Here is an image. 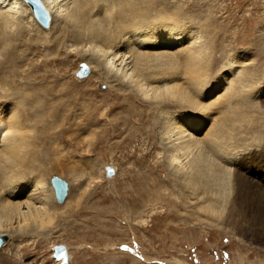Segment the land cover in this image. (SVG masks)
Instances as JSON below:
<instances>
[{"label": "bare ground", "instance_id": "1", "mask_svg": "<svg viewBox=\"0 0 264 264\" xmlns=\"http://www.w3.org/2000/svg\"><path fill=\"white\" fill-rule=\"evenodd\" d=\"M37 1L49 14L42 26L47 30L25 26L21 15L30 13L27 8L19 12L16 3L22 0H0V234L46 241L60 228L66 240L101 241L96 237L104 219L113 221L123 212L117 199L126 205V218L142 216L160 201L168 207L162 219L178 220L181 203L171 197L176 192L181 199L186 193L202 195L196 199L203 212L198 217L217 221L222 231L261 248L264 71L245 66L237 73L215 72L220 62L227 67L245 60L241 54H226L229 43H242L245 37L225 32L229 16L218 22L210 10L193 24L180 8L163 7L154 17L162 0ZM260 20L255 17L252 26L263 25ZM242 21L244 28L247 22ZM42 41L53 58L32 64L24 75L17 73ZM68 43L74 49L88 46L85 60L99 72L95 79L109 86V98L90 86L93 76L83 84L66 77L64 63L73 54L60 49ZM49 65L61 66L58 74L47 71ZM107 148L132 161L124 182L112 191L115 197L98 193L84 198L81 179L98 177L96 155ZM158 148L162 160L151 164ZM80 152L78 160L69 157ZM164 171L167 181L160 178ZM55 173L69 182L61 202L50 184ZM110 228L115 234L113 224ZM136 228L130 227L134 234ZM0 264L20 263L0 252Z\"/></svg>", "mask_w": 264, "mask_h": 264}, {"label": "rangeland", "instance_id": "2", "mask_svg": "<svg viewBox=\"0 0 264 264\" xmlns=\"http://www.w3.org/2000/svg\"><path fill=\"white\" fill-rule=\"evenodd\" d=\"M22 1L23 2L20 4L16 3L17 6L21 5L18 6L21 8H18L19 12L27 8L30 13L27 14L26 11L21 15L24 18L23 21L25 22V26L28 27L29 24H32L33 26H38L47 30L49 26L45 28L42 27L37 21V18H35L29 1ZM161 2L162 3H159L157 8L154 9L155 11H152L154 17L158 16L156 11H161L163 7L170 10L180 8L186 18L194 24L200 22L203 16L208 15L207 13H209L210 10H214V19L218 18V22L223 21L222 18L227 17V15L229 16L228 25H225L224 28L227 34L232 33L231 31L243 33V37H245L242 43H229L228 45L226 42H221V45H228L226 51L227 56L233 57L234 54H241L240 56L244 55V62L241 65L229 63L227 67L220 62L216 65L215 72L229 69L237 73L245 66L251 67L257 71H264V61L262 64L256 62L259 57H264V0H206L200 3H196L194 0H162ZM191 6L192 8H190ZM219 7L224 8L226 12L224 11L225 13L221 14L218 10L222 8ZM255 17L260 18V22H263L261 23L263 25L256 27L252 26V21ZM241 18L246 19L247 22L244 28L242 27L244 23L243 21L241 22ZM25 37L23 41L28 39V36ZM45 37L48 38L49 35ZM39 46L41 48L33 55H28V59L24 65L16 68L17 73L24 75L32 64L40 63L45 58H53V54H49L45 49L48 46L46 43L42 41ZM24 48L25 47L19 48L17 54L24 50ZM87 49V45L83 47L77 46L76 49H74V46H70L69 43L61 47L60 53L73 54L68 57L69 62L64 63L67 73L65 75L68 79L82 84L85 83L90 76H93L91 77L90 86H93L94 90L100 95L109 98V86L95 79V73L99 75V72H97L92 64H88L85 60V57L89 56V51ZM75 51L80 52L81 54L79 55H81V57H79L77 53L75 54ZM221 53L222 52L219 53L220 57ZM219 55H217V57H219ZM128 61L129 60H126L127 63ZM116 65H118V63H116ZM59 67L61 66L49 65L47 71L51 74H58ZM113 70L115 71L116 69ZM1 76L8 77V75L5 74ZM18 80L21 81L22 79L19 77ZM75 113L79 114V111L77 110ZM68 143L69 142H67V144ZM159 152V148L152 151V155L149 158L151 164H156L158 161L162 160L159 159L160 156L157 155ZM72 155L74 156L69 155L71 159L75 158L78 160L83 154L80 152L79 154L76 153ZM97 155L96 157L100 164L98 177L95 178L96 180H89L86 176L81 179L83 183L82 189L86 191L84 198L89 195L96 196L98 193L110 194L112 197H115L112 191L118 187L119 183L124 182L122 176L123 172L125 168H130L132 161L123 157V155L114 148H107ZM85 157L88 160L93 159V156L90 155ZM53 176L63 179L67 183L68 190L69 182L64 175L61 174L60 176L55 173ZM72 178L75 179L73 176ZM160 178L167 181L168 178L165 171L160 175ZM161 192L167 194L169 192L168 187L167 191L165 187L161 188ZM185 196V199H181L176 192L171 195L172 200L181 203V207L178 210V220L173 217L162 219L161 216L168 210V207L166 203L160 201L154 202L153 206H149L142 216L126 218L127 216L124 211L126 205H124L123 202H119L117 199L118 208L120 207V212L121 209L123 212L113 221L104 219L103 225L105 227L102 228L101 235L99 233V236L96 237L98 240L101 238V241L88 240L85 237H83V239H76L72 236H69L70 238L68 237L66 240L65 237H63V232L59 231L60 228L57 229L58 231L55 230L54 233L47 236L46 241H43V238L39 237L21 238L16 237L17 235L9 236L8 234L1 233L0 236L2 234L5 236L2 235L4 239L0 243V252L11 253L20 264H264V235L262 236V234H264V220L261 221V225L260 227L258 226L257 229V232L261 231L259 236H261V238L263 237L260 248L254 241L239 234L234 235L222 231V226L217 221L208 220L202 216L203 212L199 210L200 204L196 202V199L200 200L202 195H198L195 198L189 193H186ZM66 198L67 197H65V200ZM196 213L202 215L198 217ZM83 224H85V222H83ZM112 224L114 226L112 229L115 231V234H113L110 228ZM12 226H15V224ZM131 226H133V228L138 227L135 229V234L131 231ZM6 228L7 230L12 229L9 226ZM252 231L257 233L253 228ZM56 245H61L64 248L66 254V260L64 262L55 256L53 247ZM24 250V256L20 258V251L23 253Z\"/></svg>", "mask_w": 264, "mask_h": 264}, {"label": "water", "instance_id": "3", "mask_svg": "<svg viewBox=\"0 0 264 264\" xmlns=\"http://www.w3.org/2000/svg\"><path fill=\"white\" fill-rule=\"evenodd\" d=\"M32 10L34 11V14L37 18V20L42 24V26H45L48 21V15L46 11L41 7V5L38 3L37 0H28ZM50 184L53 187V192L55 199L58 202H61L66 194V182L57 176H51L50 178ZM3 236H0V243L3 240ZM55 256L58 259H61L63 262L66 260V254L64 251L63 246L56 245L53 247Z\"/></svg>", "mask_w": 264, "mask_h": 264}]
</instances>
